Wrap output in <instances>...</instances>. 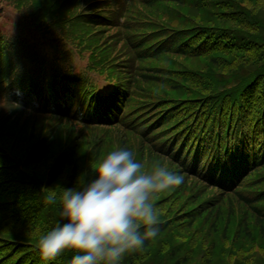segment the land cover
Returning a JSON list of instances; mask_svg holds the SVG:
<instances>
[{
  "label": "trees",
  "instance_id": "1",
  "mask_svg": "<svg viewBox=\"0 0 264 264\" xmlns=\"http://www.w3.org/2000/svg\"><path fill=\"white\" fill-rule=\"evenodd\" d=\"M5 7L0 264H45L37 241L63 222L50 191L91 179L117 148L183 176L155 194L158 234L121 264H231L224 242L264 241V20L245 0H0V17Z\"/></svg>",
  "mask_w": 264,
  "mask_h": 264
},
{
  "label": "clouds",
  "instance_id": "2",
  "mask_svg": "<svg viewBox=\"0 0 264 264\" xmlns=\"http://www.w3.org/2000/svg\"><path fill=\"white\" fill-rule=\"evenodd\" d=\"M92 178L76 187L50 191L46 203L59 205L61 222L40 236L36 250L48 264L73 251L70 264H121L159 231L155 194L179 186L183 176L160 163L145 168L131 150L110 151Z\"/></svg>",
  "mask_w": 264,
  "mask_h": 264
},
{
  "label": "rangeland",
  "instance_id": "3",
  "mask_svg": "<svg viewBox=\"0 0 264 264\" xmlns=\"http://www.w3.org/2000/svg\"><path fill=\"white\" fill-rule=\"evenodd\" d=\"M245 2L250 5V8L254 10L256 13L258 20H264V0H245ZM14 19L13 12L5 7L3 15L0 17V27L6 26V28L10 29L11 21ZM217 26H225L224 23H219ZM226 27V26H225ZM196 67H201V70L205 73V79L208 81L210 77L214 74H211L209 68H204L201 65L196 64ZM155 199V198H154ZM154 199L152 203L157 210L158 217L165 216L166 211L160 206H156ZM170 199V198H168ZM167 199V200H168ZM184 240V239H181ZM230 241L224 242L222 244L224 251L231 258L228 260L231 264H264V241L257 240L256 242H245L242 240H238L235 244H230ZM157 243L154 247L158 246ZM210 251H214L215 249L209 246ZM214 256V255H213ZM222 259V258H220ZM220 263L216 261V263ZM215 264V263H214Z\"/></svg>",
  "mask_w": 264,
  "mask_h": 264
}]
</instances>
